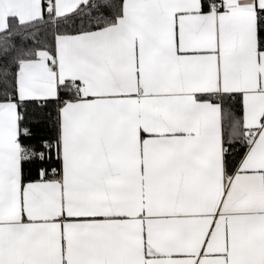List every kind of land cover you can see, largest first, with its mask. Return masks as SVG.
I'll return each instance as SVG.
<instances>
[{"label":"snow or ice","instance_id":"1","mask_svg":"<svg viewBox=\"0 0 264 264\" xmlns=\"http://www.w3.org/2000/svg\"><path fill=\"white\" fill-rule=\"evenodd\" d=\"M0 264H264V0H0Z\"/></svg>","mask_w":264,"mask_h":264}]
</instances>
